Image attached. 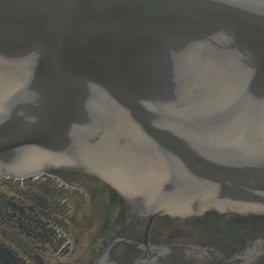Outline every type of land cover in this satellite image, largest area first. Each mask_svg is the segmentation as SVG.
<instances>
[{"label": "water", "instance_id": "1", "mask_svg": "<svg viewBox=\"0 0 264 264\" xmlns=\"http://www.w3.org/2000/svg\"><path fill=\"white\" fill-rule=\"evenodd\" d=\"M48 167L264 214V0H0V175Z\"/></svg>", "mask_w": 264, "mask_h": 264}, {"label": "flooded vegetation", "instance_id": "2", "mask_svg": "<svg viewBox=\"0 0 264 264\" xmlns=\"http://www.w3.org/2000/svg\"><path fill=\"white\" fill-rule=\"evenodd\" d=\"M145 213L85 174L2 175L0 264H264V214Z\"/></svg>", "mask_w": 264, "mask_h": 264}]
</instances>
